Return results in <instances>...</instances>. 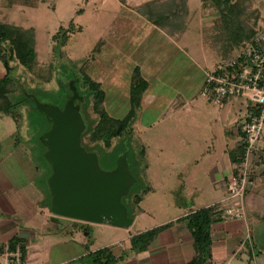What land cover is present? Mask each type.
<instances>
[{
    "label": "rangeland",
    "instance_id": "obj_1",
    "mask_svg": "<svg viewBox=\"0 0 264 264\" xmlns=\"http://www.w3.org/2000/svg\"><path fill=\"white\" fill-rule=\"evenodd\" d=\"M149 1L138 0L137 5L132 3L131 6L126 4L128 0H118L122 9L119 8L121 10L116 12L114 0H39L32 6L13 4L10 7L7 6L6 0H0V23L33 29L36 35L37 58L34 67L26 70L16 62L12 63L16 86L13 93L20 94L25 99L24 103L19 104L15 113L10 116L0 113V122H3L4 127V155L12 153L5 159L9 169L3 171L5 175L9 174L5 187H11L17 192L20 200L27 203V216L35 209L50 213L42 204V200L47 187L45 179L51 167L42 157L43 146L40 142V136L42 134L41 137H44L43 132L47 130L49 123L43 114L34 110L36 103L63 107L66 100L65 90L74 70L77 76L82 78L76 83L78 90H84L82 76L87 75L92 81L99 83L104 91V109L107 113L114 118L124 117L130 109L132 67L126 63L131 53L129 39L134 36L137 40L138 31L142 30L141 27L137 28L134 22H149L139 12V8ZM201 2L205 3L203 14L212 18L205 43L216 46V22L220 21L219 13L210 1ZM243 5L244 11L240 18L245 27L253 28L254 31L264 27V0H244ZM126 37L128 45L125 48L128 52H120L123 45L121 43ZM146 41L145 46H155L158 43H151L150 39ZM182 46L189 54L196 56L193 51L196 45L183 43ZM165 50L166 47L163 46L159 54H163ZM227 50L228 48L223 49L220 44L219 51L225 54ZM168 58L170 56L166 50L161 59L162 63L160 62V81L166 84V87L169 86L167 90H170V96H175L173 88L177 89L181 96H191L198 88L196 72L193 78L190 76L186 80L184 76L192 73L189 70L187 74L182 75L187 64L182 69V58L179 59L178 56L174 61L175 66L166 69ZM4 73L0 63V78ZM158 88V84L149 85L144 95L148 96L150 91L155 93ZM162 101L157 100L155 105L162 104ZM247 106L246 99L232 98L217 110L200 93L194 97L188 112L180 116L175 115L167 105L166 110L163 107L159 108L160 110L152 107L147 109L149 112L140 113V110L146 109L141 105L132 132L111 141V148L106 151L110 160L104 165V168L110 169L119 152L124 155L128 152L130 169L138 177L137 182L134 181L128 193L122 197L128 215L135 216L130 228L131 234L172 223L173 218H180L193 208L198 209L218 202L222 204L220 200L224 199L226 194L221 187H217V182L222 175L230 171L228 151L239 145V127L245 122ZM87 112L91 119L96 117L90 106ZM163 117L166 119L158 122V119ZM81 119L84 121L82 115ZM16 137L20 140L18 148L14 144ZM83 142L91 146L87 137ZM143 149L144 154L141 157ZM145 188H148L149 192L143 196L138 206L135 205L132 196L141 195ZM56 218L59 224L68 220L72 225L69 233L61 236L64 239L68 234L66 240L69 247H66L65 255L78 253L80 248L85 250L87 247L89 249L97 245L104 246L111 241H115V248L129 244L130 239H124L126 228ZM74 222L85 225L84 229L79 231ZM67 227L62 230L65 232ZM113 228L117 232H114ZM84 230L89 236L83 234ZM261 230L257 238L264 241V222ZM72 240L76 243L71 242ZM62 246L59 245L58 249H64ZM51 252L52 255H57L54 250ZM140 253L143 252L135 254Z\"/></svg>",
    "mask_w": 264,
    "mask_h": 264
},
{
    "label": "crops",
    "instance_id": "obj_2",
    "mask_svg": "<svg viewBox=\"0 0 264 264\" xmlns=\"http://www.w3.org/2000/svg\"><path fill=\"white\" fill-rule=\"evenodd\" d=\"M114 1L116 3V8H114V10L117 12L121 10L122 7L119 5L118 0ZM137 1L138 0H128L126 4L131 6L133 4L137 5ZM201 1L202 0H187L186 5L182 8L183 12H180L182 15L179 14L182 18L175 27L165 26V28H158L152 23L139 20L138 23H133L137 25V28L141 27L140 29L142 30L138 31L137 40L134 36H131V39H129L131 53L126 63L130 64L132 70L135 67L139 68L141 76L148 83V86L159 85L157 92L153 93L150 91L148 96H146L147 94L144 95L145 93L143 94L141 105L146 109L140 110V113L144 111L149 112L147 109H151L152 107L155 109L164 108L166 104L167 108L173 110L175 115L180 116L181 114H186L194 97L200 93L204 80V73L220 60L217 52L211 50L205 43V32L211 25L212 18H208L207 15L205 16L203 14V4L205 3ZM127 38L128 37L124 39V42H120L121 45L123 44L120 48V52H128L125 48L128 45ZM149 39L151 43H154V41L158 43H156L155 46H151L150 44L145 46V41H149ZM183 43L187 45H196L197 47L193 48L196 56L191 53L189 54V51L182 46ZM160 44L166 47L170 56L166 69H172V67L175 66V58L179 56V59L182 58V64H180L182 69L187 64L184 74L182 75L184 76L187 74L189 70L192 72L190 75L188 73L187 76H184L186 80L187 77L190 76L193 78L196 72V83L198 88H196L197 90H195V93L193 92L191 96H181L179 91L175 88H173L175 96H170L171 92L167 90L169 86L166 87L167 85L160 81L158 77L160 72L159 69L162 68L160 62L162 63V56L166 52L165 50L163 54H159L163 47ZM180 66L178 67L179 70ZM132 70L130 71L131 74ZM168 76H170V73ZM157 100H163L162 104L159 103L155 105ZM166 105L164 108L165 110ZM164 119L166 118H159L158 122H162ZM2 128H4L3 122H0V251L2 247L8 244L12 239H19L25 251L23 254L24 259L21 264H82L79 260L85 257L87 252H93L108 246H115V241H111V243L104 246L97 245L85 250H83L84 248H80L79 245H76V247L80 248V252L69 256L67 254L65 255V253H67L66 247H69L67 245L68 240H66L68 234L64 236V239L61 238V236L65 235V233H69V228H72L71 223L66 219L68 222L65 221L59 224L56 216L51 214V212L48 214L43 213L44 211L40 208V210H32L33 213L27 216L25 211L27 209L25 204L27 203L20 200L17 192L11 189V187H5L9 178L8 173L6 175L3 173V171L9 170L6 167L7 164H5V159H8L12 153L9 152L7 156L4 155V130H2ZM16 138L17 140L14 144L18 148L20 146V140L18 137ZM227 160L230 165V171L226 175H222L221 179L217 182V187L218 183L231 172L232 166L228 158ZM40 194L41 193H39V195ZM242 202L245 208V220L227 219L212 227V264H264V241L257 238L262 232L261 225L264 222V180L257 183V185L245 195ZM194 210L197 209L193 208L189 210L180 218H173L171 227L161 232L148 250L143 253L131 254L129 251V244L116 248L114 251L116 254L121 255L123 253L127 255L123 260L118 262V264H186L189 262L194 255L193 242L187 230L186 222L182 219ZM133 223L134 220L132 225ZM102 224L107 227L111 226L105 222ZM131 226L124 231L126 234L124 239H130L132 236L136 235L131 234ZM246 226L250 228L249 240H247ZM64 227H67L65 232L62 230ZM112 230L117 232L114 228ZM77 232L79 231L77 230ZM240 241V245H237ZM71 242L76 243L74 240ZM21 244L18 246L20 253L22 251ZM59 245H63L62 247L64 249L59 250ZM50 250H54L57 255H52Z\"/></svg>",
    "mask_w": 264,
    "mask_h": 264
},
{
    "label": "trees",
    "instance_id": "obj_3",
    "mask_svg": "<svg viewBox=\"0 0 264 264\" xmlns=\"http://www.w3.org/2000/svg\"><path fill=\"white\" fill-rule=\"evenodd\" d=\"M38 1L39 0H6V4L9 7L13 4L32 6ZM120 1L124 2V0ZM165 1L166 0L149 1L139 8V12L150 23L158 28H165V26L175 27V25H178L180 19L182 18V16H179V14L182 15L180 12H183L182 8L186 5L187 0ZM203 1H210L212 7L216 9L220 16V21L216 22V25L218 26L217 41L215 40L216 46H212L210 44L207 46L211 48V50L217 52V55L220 57V59H229L233 56L234 51L239 49L241 43L252 38L255 33L253 28H246L240 18L244 11V0H235V2H232V0ZM207 32L208 29L205 34H207ZM220 44L222 45L223 49L228 48L225 54L223 51H219ZM35 47L36 35L33 29L23 28L10 23H0V63L5 72L0 78V113L3 115L10 116L15 113L18 105L24 103L23 100H25L20 94L14 95L13 93L16 86L14 85L15 78L12 75L14 69L12 63L16 62L18 66H21L26 70H31L36 64L37 54ZM82 77L85 87L81 92L78 90L76 83L82 78H79L73 70L72 79L69 82V86H67L65 90L66 100L64 103L66 104V102L73 96L74 89L75 93L77 94V98L74 101L73 107L77 113L84 117V129L80 135V144L82 147H84L85 152L95 155L97 165L100 167V170L104 172H111L116 167L115 160L118 156L120 157L123 155V152H119L117 154L118 156L114 154L117 156H115L116 158L113 160L114 164L110 169H107L104 168V165L108 163L110 159L106 154V151H109L111 148L110 145L113 139L121 138L122 136L129 135L132 132L133 124L135 123L136 118H138L137 115L139 114L141 107L142 96L146 91L148 84L142 78L139 68L135 67L132 70L131 84L129 89L130 109L124 117L114 118L110 116L104 109L105 93L101 89L100 84L92 81L87 75ZM25 97L27 99L28 95ZM89 106L96 115L94 119H91L88 115L87 109ZM62 108L63 107L59 109ZM34 110L40 112L37 107H35ZM40 113L43 114L46 122L49 123L47 130L43 132L46 134L47 131L49 132L53 128V122L50 116L44 114L43 112ZM41 136L40 142L43 146L42 157L45 159L44 155L47 151V146L45 145L44 137ZM85 137L88 138L91 146H88L83 142ZM242 151L243 148L241 145H238L228 151V159L232 166L231 172L233 173H237L236 166L240 161ZM143 154L144 149L141 151L140 156L143 157ZM125 157V162L128 165V172L136 183L138 177L135 176L130 169L131 163L129 162L128 152H126ZM51 173L52 172L50 168L45 179L47 187L44 190L45 195L43 197L44 200L42 203L49 211L51 205V193L49 190L48 179L51 176ZM130 187L131 186H129L128 191L130 190ZM250 191L246 192V194ZM148 192V188H145L141 195L134 194L132 196V202L138 206L142 202L143 196ZM222 208L223 205L218 202L208 207L194 210L182 219L186 222L187 230L192 237V246L194 251L192 259L186 264H212V227L226 220L223 216ZM127 217L131 218L132 220L135 218V216H130L128 213ZM74 225L79 228V231L84 229L85 226L82 223L76 222H74ZM170 226L171 223H167L132 236L129 241L130 253L135 254L138 252L147 251L157 236ZM83 234L89 236L88 232L85 230L83 231ZM89 242L91 243L92 240L90 239ZM19 243L21 244L19 239H12L8 243L10 250H14L20 245ZM240 243L241 241L238 242L237 245H240ZM86 249H88V247ZM115 249V246H108L93 252H87L85 257H82L79 261L82 264H118V262L123 260L127 255L123 253L118 255L114 252ZM21 253L22 263L24 259L23 254L25 253L23 245Z\"/></svg>",
    "mask_w": 264,
    "mask_h": 264
},
{
    "label": "water",
    "instance_id": "obj_4",
    "mask_svg": "<svg viewBox=\"0 0 264 264\" xmlns=\"http://www.w3.org/2000/svg\"><path fill=\"white\" fill-rule=\"evenodd\" d=\"M77 94L62 109L36 103L40 112L51 117L53 128L44 135L45 159L51 167L48 179L50 212L56 217L82 223H107L129 228L133 220L121 203V197L134 182L127 170L125 155L111 172L99 169L96 157L80 144L84 129L80 114L73 107Z\"/></svg>",
    "mask_w": 264,
    "mask_h": 264
},
{
    "label": "built area",
    "instance_id": "obj_5",
    "mask_svg": "<svg viewBox=\"0 0 264 264\" xmlns=\"http://www.w3.org/2000/svg\"><path fill=\"white\" fill-rule=\"evenodd\" d=\"M200 95L219 110L232 98L248 102L245 122L239 127L242 156L236 166L219 183L226 196L221 200L225 219L245 220L243 200L246 192L264 180V27L256 29L241 43L229 59H220L204 73ZM247 240L250 228L246 226ZM0 264H21L17 246L6 244L0 251Z\"/></svg>",
    "mask_w": 264,
    "mask_h": 264
}]
</instances>
